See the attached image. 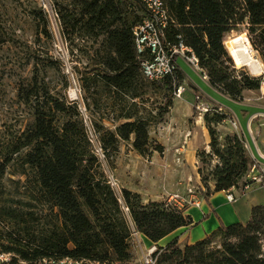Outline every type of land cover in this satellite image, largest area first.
<instances>
[{"label": "trees", "instance_id": "16d2710c", "mask_svg": "<svg viewBox=\"0 0 264 264\" xmlns=\"http://www.w3.org/2000/svg\"><path fill=\"white\" fill-rule=\"evenodd\" d=\"M168 7L177 27L174 32L189 42L204 65L219 62L225 37L239 24V11L250 22L254 46L264 55V0H168ZM37 14L44 23L46 36L51 37L46 12L39 10ZM56 15L61 37L70 43L71 54L73 39H103L102 59L98 64L101 68L83 74L79 71L78 75L82 91L89 95L85 107L93 118L92 131L105 158L112 161L119 153L121 142L131 140L141 156L153 151L162 153V147L155 146L150 138L158 116L154 117L146 107L145 83L135 64L131 22L118 0H66L57 4ZM178 80L176 74L164 86L171 90ZM101 90L108 91L114 100L113 118L107 119L114 129L104 125L105 119L96 118ZM243 90L242 83L236 82L226 92L240 98ZM18 99L29 108L33 121L17 135L12 148L26 152L33 182L44 192L46 203L74 211L86 207L94 218L96 230L121 262L126 263L131 257L130 239L134 231L157 245L179 229L195 226L183 209L170 202L144 204L140 195L127 190L119 197L100 173L101 161L79 103L70 102L65 95H53L40 79L38 70L30 79L19 83ZM215 116L217 125L228 118ZM214 135L210 131L208 157L217 158L221 164L212 174L215 193L231 195L236 190L245 194L244 188L251 183L246 177L254 162L243 137H228L222 146ZM159 250L157 264H264V207L253 209L245 225L221 224L192 246L181 249L175 240Z\"/></svg>", "mask_w": 264, "mask_h": 264}, {"label": "rangeland", "instance_id": "374dc122", "mask_svg": "<svg viewBox=\"0 0 264 264\" xmlns=\"http://www.w3.org/2000/svg\"><path fill=\"white\" fill-rule=\"evenodd\" d=\"M63 2L66 0H49L46 9L38 0H0V264H61L60 259L64 258L65 264H77L79 260L103 256L111 249L96 230L94 218L86 207L74 211L46 203L44 192L33 182L26 152L12 148L17 135L33 121L29 108L18 99V87L21 81L30 79L35 70L53 95H65L70 102L79 103L82 117L92 130L93 118L85 107V98L89 95L82 91L78 73L101 68L98 64L102 59L103 39H73L74 53L71 54L70 43L61 37L56 15L57 4ZM39 10H44L48 16L51 37L44 32V23L37 14ZM237 20L239 24L223 41L219 62L206 66L199 60L209 76L210 86L221 88L220 92L230 98L252 102L261 96L264 79L252 78L247 68L237 69L224 44L228 39L246 34L252 39L256 57L264 60V55L254 46L250 22L242 11L238 12ZM179 66L187 79L195 80L211 99L241 117L240 107L204 86L183 60L179 61ZM177 75L179 80L171 90L164 85L143 84L146 107L152 110L154 117L158 116V123L151 127L150 138L155 146L162 147V153L153 151L141 156L134 150L133 140L121 142L119 153L112 161L100 160V173L112 181L119 197L127 190L140 195L144 204L170 202L187 215L191 209L199 208L197 198L211 194L212 174L221 165L217 158L208 157L210 131L222 146L228 137L242 136L230 117L217 125L215 112L209 114L206 121L203 118L196 122L198 101L193 83L184 81L181 73ZM236 82L244 86L240 98L226 92L227 87ZM177 83L185 89L181 99L174 96ZM97 99L100 107L96 118L105 119L104 125L114 129L107 121L114 115L112 95L101 90ZM241 124L245 128L242 118ZM184 145L186 149L178 153ZM175 237L156 247L165 249ZM183 239L185 244L187 241ZM183 244L178 242L181 249H184ZM152 245L141 234L132 236L131 257L124 264H141L143 252Z\"/></svg>", "mask_w": 264, "mask_h": 264}, {"label": "built area", "instance_id": "2783aa9c", "mask_svg": "<svg viewBox=\"0 0 264 264\" xmlns=\"http://www.w3.org/2000/svg\"><path fill=\"white\" fill-rule=\"evenodd\" d=\"M38 1L42 2L44 8H48L47 5H49V0ZM118 2L131 22L135 64L138 66L141 78L146 85L153 87L163 86L167 79L173 78L178 73L182 74L179 66L180 60H183L198 76H200L204 84L210 85L209 76L201 67L200 60L194 48L182 35H177L174 32V29L177 27L168 7V0H118ZM250 41H252V39H250ZM258 52L259 51L256 50L257 54ZM254 57L258 64L259 62L262 64V68H260V72L258 73L257 71L249 70V75L252 78L262 77L264 79V60L257 58L256 54ZM185 80L186 78H184V81ZM184 92L185 89L180 85L175 87L174 96L177 99H181ZM196 98L198 101L196 106L198 112L196 122L203 120L206 115L215 112L216 114L230 117L234 126L239 129L237 122L233 120L224 107L204 102L202 100L203 98L200 96ZM85 123L89 129V137L97 157L100 160H104L105 156L98 143L97 136L88 126L87 120H85ZM246 181L251 183L244 188L245 193L251 191L255 187L264 188V168L254 164L249 175L246 177ZM110 184L114 188L115 185L112 181H110ZM230 199L232 198L230 197ZM132 236L135 238L138 236V233L134 231ZM160 253L161 251L159 248L153 244L150 249L143 252L141 264H157ZM65 259L66 258H64L63 261L60 259L61 264H65ZM77 264L124 263L119 260L112 249H109L103 256L79 260Z\"/></svg>", "mask_w": 264, "mask_h": 264}, {"label": "crops", "instance_id": "0c3cea01", "mask_svg": "<svg viewBox=\"0 0 264 264\" xmlns=\"http://www.w3.org/2000/svg\"><path fill=\"white\" fill-rule=\"evenodd\" d=\"M182 74L183 78H186L185 81L189 80L184 71H182ZM196 76L204 86L240 107L241 117L232 109L211 99L195 80H189L193 83L194 90L198 97L200 96L207 102L220 105L226 109L227 113L239 126V131L245 141L249 157L254 164L264 168V93L262 91L264 85L260 89V97L254 98L252 102H245L222 94L220 92L222 90L221 88L218 90L210 85H206L203 83L200 76ZM241 118L245 122V128L242 127ZM185 149L184 145L182 149L178 150V153L183 152ZM209 191L211 194L208 197L203 199L195 197L197 198L199 208H193L187 214V216L193 220L195 226L179 229L164 240H167L171 236H176L175 238L177 240L174 239V241H178L179 245L184 243L185 240L183 238H185L187 242L183 244V247L192 246L211 235L221 224L224 226L247 224L251 219L253 209L264 207V188L262 187H255L243 195L241 192L234 190L231 195H229L225 192L215 193V184L212 183L209 185ZM230 197L232 199H230Z\"/></svg>", "mask_w": 264, "mask_h": 264}, {"label": "bare ground", "instance_id": "6f19581e", "mask_svg": "<svg viewBox=\"0 0 264 264\" xmlns=\"http://www.w3.org/2000/svg\"><path fill=\"white\" fill-rule=\"evenodd\" d=\"M224 45L237 69L247 68L257 73L260 72L262 64L255 61L254 48L246 34L228 39ZM262 91L264 93V87Z\"/></svg>", "mask_w": 264, "mask_h": 264}]
</instances>
